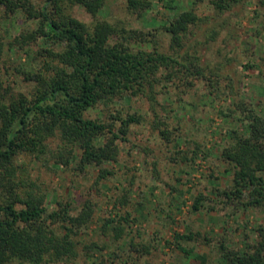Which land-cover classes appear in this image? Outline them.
Instances as JSON below:
<instances>
[{
    "label": "rangeland",
    "instance_id": "rangeland-1",
    "mask_svg": "<svg viewBox=\"0 0 264 264\" xmlns=\"http://www.w3.org/2000/svg\"><path fill=\"white\" fill-rule=\"evenodd\" d=\"M259 1L239 0L220 11L211 0H150L149 9H132L129 0H105L96 18L151 33L146 35L148 42L135 47H157L166 54H173L171 36L164 30L166 22L184 10H194L202 21L192 27L180 52L190 48L200 67L219 69L228 76L221 85L231 83L238 94L216 98L202 79L184 90L164 81L168 86L155 88L153 104L141 94L116 99L110 108L98 104L87 111V116L101 121L117 112L142 116L139 123L129 125L127 141L117 140L115 161L81 170L75 163L58 167L51 159L44 164L22 156L18 162L25 163L26 172L19 171L16 181L20 177L33 180L38 191L46 194L50 208L60 200L69 201L70 214L75 216L86 200L92 202V218L73 236L76 254L68 264H101L102 260L103 264H225L217 251L219 241L238 248L256 241L257 228L264 226V208L227 203L218 188H228L233 175L221 150L234 131H245L237 118L220 114V110L241 98L264 113V6ZM72 13L88 24L95 21L83 7L74 6ZM34 26L22 18L0 25V97L19 93L30 97L33 83L24 81L18 70L31 68L34 48L10 49L8 42L23 28ZM214 30L217 34L211 39ZM158 122L163 125L156 127ZM166 126L172 131L169 141L160 133ZM57 144L55 140L51 146ZM74 155L80 157L78 147ZM102 169L112 174L94 186ZM199 197L201 207L193 210ZM109 217L116 220L112 224L119 222L125 228L118 239L112 230H103ZM176 233H192L194 239L177 241ZM131 240L147 251H133L128 245ZM91 244L95 246L88 250Z\"/></svg>",
    "mask_w": 264,
    "mask_h": 264
},
{
    "label": "trees",
    "instance_id": "trees-1",
    "mask_svg": "<svg viewBox=\"0 0 264 264\" xmlns=\"http://www.w3.org/2000/svg\"><path fill=\"white\" fill-rule=\"evenodd\" d=\"M238 1L211 3L224 11ZM104 4L105 0H0V25L19 18L35 25L23 28L8 42L10 49L34 48L31 68L18 70L33 87L30 97L23 93L0 97V264H68L69 257L76 254L73 236L86 228L94 211L90 200L75 216L70 214L69 201L60 200L50 208L46 194L38 191L33 180L20 177L16 181L19 171L26 172L25 163L18 162L22 156L44 164L51 159L58 167L75 163L81 170L115 161L119 154L117 140L127 141L129 125L139 123L142 116L117 112L110 115V120L101 121L87 116V111L98 104L110 108L116 99L141 94L153 104L155 88L168 86L164 81L184 90L202 79L216 98L227 94L235 98L238 94L231 83L221 85L228 76L220 74L219 69L200 67L199 58L190 48L180 52L192 27L202 21L194 10H184L166 22L164 30L171 36L173 49V54H166L157 47H135L148 42L146 35L151 33L96 18ZM259 5L264 6V0ZM74 6L83 7L95 21L88 24L79 20L72 13ZM129 6L149 9L152 3L129 0ZM215 34L214 30L209 37ZM220 114L237 118L245 131H234L221 150L220 156L231 165L233 175L231 185L218 188V195L234 205L264 208V113L236 98ZM161 125L156 123V127ZM160 133L171 139L168 126ZM55 140L58 144L53 148ZM77 147L81 150L79 158L74 155ZM111 174L102 169L94 186ZM199 201L200 197L196 198L193 210L200 209ZM115 221L107 218L103 230H112L118 239L125 228L119 222L112 224ZM125 221H130V214ZM256 231V241L244 248L229 246L223 240L217 243L225 264H264V226ZM174 237L177 241L194 239L192 233H176ZM128 245L138 253L147 251L146 246L133 240ZM92 246L95 244L87 249Z\"/></svg>",
    "mask_w": 264,
    "mask_h": 264
}]
</instances>
